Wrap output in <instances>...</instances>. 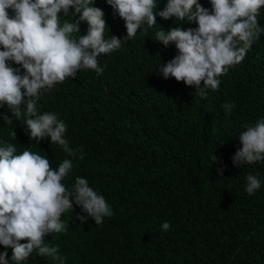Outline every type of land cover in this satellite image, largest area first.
<instances>
[{
	"label": "trees",
	"instance_id": "obj_1",
	"mask_svg": "<svg viewBox=\"0 0 264 264\" xmlns=\"http://www.w3.org/2000/svg\"><path fill=\"white\" fill-rule=\"evenodd\" d=\"M167 2L157 0L156 12ZM198 2L211 10L210 0ZM94 6L105 13V38L123 40L125 21L107 0H94ZM60 15L62 23L75 20ZM156 20L147 32L138 30L119 49L101 54L102 74L81 69L74 78L41 91L38 112L56 113L65 122V138L77 150L76 158L51 144L50 137L39 144L32 140L23 119L16 120L7 105H0V145L15 144L17 154L30 148L53 168L73 159L62 183L70 188L76 176L84 177L112 208L114 214L95 225L71 198L74 211L61 216L67 232L45 236L46 243L58 246L64 264H264V161L240 167L233 162L242 147L241 125L264 118V32L239 65L218 77L219 89H209L207 98H201L195 85L164 78L159 66L178 50L174 43L153 40L161 27L187 30L198 24L159 15ZM258 23L264 28V7ZM88 27L82 21L80 34L86 35ZM8 63L23 75L22 66ZM225 103L233 105L230 113L222 107ZM5 114L13 125L6 124ZM213 153L218 162L212 164ZM249 173L261 180L252 195L245 190ZM165 221L171 225L168 231L161 229ZM4 252L8 264H15L12 248L0 244V254ZM22 264L59 261L34 252Z\"/></svg>",
	"mask_w": 264,
	"mask_h": 264
},
{
	"label": "clouds",
	"instance_id": "obj_2",
	"mask_svg": "<svg viewBox=\"0 0 264 264\" xmlns=\"http://www.w3.org/2000/svg\"><path fill=\"white\" fill-rule=\"evenodd\" d=\"M114 12L125 21L127 35L121 40L115 35L105 38V13L94 6V0H0V105H7L16 120L23 119L30 138L39 144L50 137L68 157L76 158V151L65 138L67 125L56 113L40 114L37 102L42 90H51L67 77H75L81 69L102 74L98 64L101 54L119 49L122 42L134 38L138 30L143 34L157 25L156 17H176L178 21L198 24L197 28L172 27L155 33L153 40L165 46L175 44L178 55L159 66L165 79L173 77L188 86L195 85L196 93L207 98L208 90L217 91L218 77L239 65L253 44L264 32L258 23L264 0H210L211 10L198 0H168L162 11L156 12L157 0H107ZM74 8V13L70 9ZM9 9L13 15H9ZM74 16V22L62 21ZM79 19H76V16ZM89 25L81 35V22ZM146 25V27H145ZM79 33V35H73ZM9 61L25 70L9 65ZM26 90V91H22ZM230 113L233 105H222ZM7 125L13 121L3 116ZM239 133L242 145L234 157L237 166L264 161V118L255 124H242ZM16 139V132L12 134ZM83 159V154L79 156ZM212 164L218 157L211 155ZM74 167L66 158L53 168L47 157L27 148L17 154L15 144L0 145V244L11 247L12 260L22 264L36 252L52 261L64 264L58 246L45 242L47 234L67 232L62 214L74 211L73 200L84 213L101 225L105 217L114 213L105 197L90 187L86 178L76 176L72 186L62 181ZM224 169H218L223 176ZM261 187L257 175L246 176L245 190L249 195ZM81 223L85 215L78 216ZM171 225H161L168 231ZM27 240V243H21ZM8 253L0 254V264H8Z\"/></svg>",
	"mask_w": 264,
	"mask_h": 264
}]
</instances>
